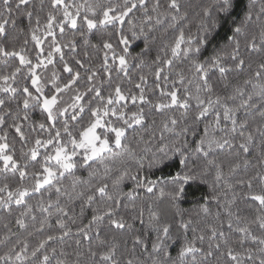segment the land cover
<instances>
[{
	"label": "snow or ice",
	"instance_id": "6c2138e0",
	"mask_svg": "<svg viewBox=\"0 0 264 264\" xmlns=\"http://www.w3.org/2000/svg\"><path fill=\"white\" fill-rule=\"evenodd\" d=\"M0 264H264V0H0Z\"/></svg>",
	"mask_w": 264,
	"mask_h": 264
}]
</instances>
